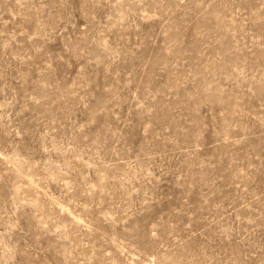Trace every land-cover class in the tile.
Wrapping results in <instances>:
<instances>
[{"label":"rangeland","instance_id":"rangeland-1","mask_svg":"<svg viewBox=\"0 0 264 264\" xmlns=\"http://www.w3.org/2000/svg\"><path fill=\"white\" fill-rule=\"evenodd\" d=\"M0 264H264V0H0Z\"/></svg>","mask_w":264,"mask_h":264}]
</instances>
